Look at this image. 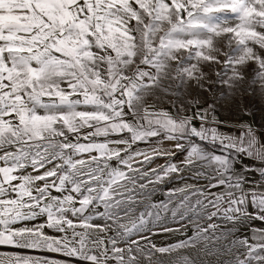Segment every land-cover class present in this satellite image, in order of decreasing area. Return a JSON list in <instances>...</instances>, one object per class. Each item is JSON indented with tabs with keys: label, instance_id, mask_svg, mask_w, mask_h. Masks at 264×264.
<instances>
[{
	"label": "snow or ice",
	"instance_id": "obj_1",
	"mask_svg": "<svg viewBox=\"0 0 264 264\" xmlns=\"http://www.w3.org/2000/svg\"><path fill=\"white\" fill-rule=\"evenodd\" d=\"M0 264H264V0H0Z\"/></svg>",
	"mask_w": 264,
	"mask_h": 264
}]
</instances>
